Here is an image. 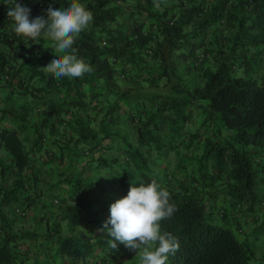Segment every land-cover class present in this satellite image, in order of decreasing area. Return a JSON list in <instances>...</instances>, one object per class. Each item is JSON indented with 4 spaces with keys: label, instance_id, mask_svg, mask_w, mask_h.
<instances>
[{
    "label": "trees",
    "instance_id": "obj_1",
    "mask_svg": "<svg viewBox=\"0 0 264 264\" xmlns=\"http://www.w3.org/2000/svg\"><path fill=\"white\" fill-rule=\"evenodd\" d=\"M70 2L17 0L31 19ZM79 2L94 20L73 47L93 71L56 80L44 70L53 42L17 36L0 0V121H8L0 123V264H119L128 254L141 264L138 250L110 248L99 215L133 182L152 179L176 207L162 221L180 244L169 264H264L250 233L242 240L215 221L211 202L231 199L256 220L264 212V0ZM163 78L185 95L155 92ZM181 144L191 154L172 166ZM187 156L207 163L201 182L181 162ZM107 164L123 197L92 175ZM30 215L43 231L23 230ZM60 220L89 225L61 236Z\"/></svg>",
    "mask_w": 264,
    "mask_h": 264
},
{
    "label": "clouds",
    "instance_id": "obj_2",
    "mask_svg": "<svg viewBox=\"0 0 264 264\" xmlns=\"http://www.w3.org/2000/svg\"><path fill=\"white\" fill-rule=\"evenodd\" d=\"M4 4L9 6L8 17L14 21L17 36L37 44L41 39L53 42L55 59L44 67L46 73L60 80L81 78L93 71L90 64L78 58L73 47L76 38L94 20L93 13L79 0H71L58 10L49 5L47 19L43 16L31 19V9L17 0H4ZM154 7H160L159 0H154ZM170 199L169 190L157 179L142 182L139 187L133 182L127 195L111 204L110 217L100 229L110 237V248L119 251L122 244L130 251L138 250L141 264H169V256L180 248L177 238L162 230V221L171 219L176 211Z\"/></svg>",
    "mask_w": 264,
    "mask_h": 264
},
{
    "label": "rangeland",
    "instance_id": "obj_3",
    "mask_svg": "<svg viewBox=\"0 0 264 264\" xmlns=\"http://www.w3.org/2000/svg\"><path fill=\"white\" fill-rule=\"evenodd\" d=\"M185 68H187V66H185V63H180L179 64V68L178 71L179 72H184L185 73ZM186 73H187V69H186ZM190 78L194 79V73L190 72L189 75ZM185 81V80H184ZM192 81V80H190ZM165 82V78L161 79L159 84V87H154V91L159 92V93H167L169 94V96H183L185 95V92L181 89H178V87L171 85V84H163ZM192 83V82H190ZM186 135V136H185ZM188 137L187 134H184V136H182V138ZM177 140V139H176ZM175 143V142H174ZM178 151L176 153H173L171 155V162L170 164L173 166H175L181 158L182 154H191V150H189V152L187 153L186 148H184V146L181 144L180 147L177 148ZM179 155V156H178ZM178 156V158H177ZM189 156H187L186 159H184V157L182 158V161L184 163V165L187 166V169L189 171L194 170V174L197 177L196 179L198 181L201 182L202 179H205V176L202 175V172L207 168L206 164L207 163H203L199 164V162H194L195 160H192ZM157 163H162L163 161H165V159H158L155 158L154 159ZM209 165L211 166V161H208ZM161 165V164H160ZM202 165V170L199 168ZM112 168L110 167V165H106L105 168L98 170H92V175H96L98 176L97 179H101L103 182H108L110 184H112L114 187H112V189L110 190L111 194H115V196H120L123 197V194L117 191V188L120 186L119 185V181L116 180V178H114L115 176H113L111 179L109 177H111L110 175H114L113 170H111ZM44 170V169H43ZM90 174V172H89ZM260 176H264V171L261 172ZM96 179V178H95ZM136 186L139 187L140 184L137 181ZM258 189H260L261 191L264 192V182L259 183L257 185ZM222 196V195H221ZM231 198V197H230ZM50 200H52V198H50V196H45V199L43 200L44 203L48 204L50 202ZM231 201V199H230ZM230 201L228 200L226 202L225 205H223L224 203L219 199L214 198L211 202L216 204L214 206V208L212 207V213L215 217V221L217 220L218 223H221L225 226H228L230 228V230L236 234L240 239L244 240V238H246L247 235L249 236V242L250 245L252 246V249L255 252V257L257 260H260L261 258L264 257V212H259V219L256 220L254 219V215L252 216L251 212H248L246 210H242L241 208H237L234 211V209L230 208ZM224 206L225 210L228 212V214H226L224 216V218H222V214L218 211V209L222 208ZM261 211H264V206H262ZM30 214L33 215L35 213H33V209H30ZM85 214H87V212L85 211ZM107 214L110 215V207H109V211L107 212ZM29 216V221L30 223H27L26 226L23 228V230H28V231H38V228H35L36 225L35 223L32 221V216ZM89 217V216H88ZM110 217V216H109ZM103 219V217H101ZM59 225L61 228V236L62 235H68L71 233H75L77 232L79 229L83 232L86 231V226L89 225V222L87 225L85 224H81V225H77V226H72L70 225V223L68 222V220H60L59 221ZM74 227V228H73ZM245 233H250L245 235ZM59 238H57V236H54L52 238L53 242H54V246L58 247L59 244ZM40 240H43L40 238ZM45 241V240H43ZM139 257V256H138ZM140 258V257H139ZM136 261V258L134 259Z\"/></svg>",
    "mask_w": 264,
    "mask_h": 264
},
{
    "label": "crops",
    "instance_id": "obj_4",
    "mask_svg": "<svg viewBox=\"0 0 264 264\" xmlns=\"http://www.w3.org/2000/svg\"><path fill=\"white\" fill-rule=\"evenodd\" d=\"M128 85V86H127ZM129 85H130V83H126V86L124 87L125 89H130L131 87H129ZM131 86V85H130ZM1 89V92H3V91H5L6 90V88H0ZM3 89V90H2ZM4 93V92H3ZM0 123L2 124V125H6V126H8V121H6V120H4V121H0ZM123 128H124V126H123ZM98 207V206H97ZM97 207H94V210L93 211H95V213L97 212L98 213V208ZM101 213V215H99V217H103V219H101V223L103 224V223H105V221H107L108 220V218H109V214H107V212H102V211H100ZM92 217H94L93 216V213H92V215H91ZM33 218H32V221L35 223V225L37 226V228H39L40 229V231H43L44 229H43V224H41V223H36V217L35 216H32ZM96 217H97V215H96ZM28 223H30V222H28ZM23 226V228L26 226V224H23L22 225ZM18 227V226H17ZM15 228L14 230H17L18 228ZM132 254H136V252L135 251H133V253ZM133 259H134V257L131 255V254H128V255H125L124 257H123V259H121L120 261H119V264H135V263H133ZM66 262V264H70V262H68V260H65ZM256 264H260L259 262H256Z\"/></svg>",
    "mask_w": 264,
    "mask_h": 264
},
{
    "label": "built area",
    "instance_id": "obj_5",
    "mask_svg": "<svg viewBox=\"0 0 264 264\" xmlns=\"http://www.w3.org/2000/svg\"><path fill=\"white\" fill-rule=\"evenodd\" d=\"M17 212H19V211H17ZM21 215L23 216V215H24V213H21Z\"/></svg>",
    "mask_w": 264,
    "mask_h": 264
}]
</instances>
